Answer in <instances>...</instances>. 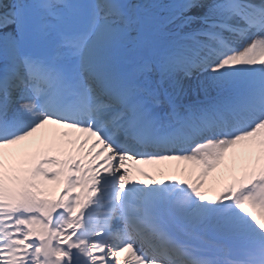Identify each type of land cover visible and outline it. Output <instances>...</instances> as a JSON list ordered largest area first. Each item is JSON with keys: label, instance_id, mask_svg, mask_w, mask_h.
Masks as SVG:
<instances>
[{"label": "snow or ice", "instance_id": "1", "mask_svg": "<svg viewBox=\"0 0 264 264\" xmlns=\"http://www.w3.org/2000/svg\"><path fill=\"white\" fill-rule=\"evenodd\" d=\"M0 264H264V0H0Z\"/></svg>", "mask_w": 264, "mask_h": 264}, {"label": "bare ground", "instance_id": "2", "mask_svg": "<svg viewBox=\"0 0 264 264\" xmlns=\"http://www.w3.org/2000/svg\"><path fill=\"white\" fill-rule=\"evenodd\" d=\"M179 162L177 161H165L159 164H154V165H138L137 167L141 168L144 171L149 172V174L156 175V171L159 170V172L163 173V175H156L157 179H165L166 182L179 178L178 176V170L180 168H175L176 165H178ZM173 173V175H171ZM134 180L135 179H141L142 177L133 174L132 177Z\"/></svg>", "mask_w": 264, "mask_h": 264}, {"label": "rangeland", "instance_id": "3", "mask_svg": "<svg viewBox=\"0 0 264 264\" xmlns=\"http://www.w3.org/2000/svg\"><path fill=\"white\" fill-rule=\"evenodd\" d=\"M186 167H187V165H185L184 163L181 164V162H179V164L175 166V168H180V169L186 168ZM171 175H173V173Z\"/></svg>", "mask_w": 264, "mask_h": 264}]
</instances>
